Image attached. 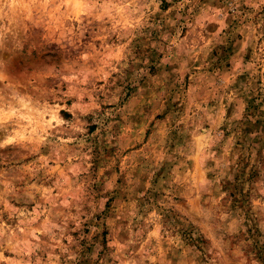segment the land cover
Listing matches in <instances>:
<instances>
[{"label": "rangeland", "instance_id": "rangeland-1", "mask_svg": "<svg viewBox=\"0 0 264 264\" xmlns=\"http://www.w3.org/2000/svg\"><path fill=\"white\" fill-rule=\"evenodd\" d=\"M0 264H264V0H0Z\"/></svg>", "mask_w": 264, "mask_h": 264}]
</instances>
